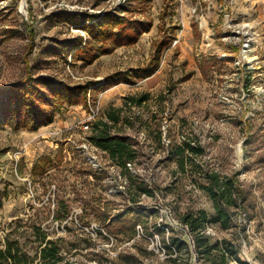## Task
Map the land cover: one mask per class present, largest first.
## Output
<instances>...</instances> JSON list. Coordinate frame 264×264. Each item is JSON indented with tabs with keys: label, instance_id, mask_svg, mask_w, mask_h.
Returning a JSON list of instances; mask_svg holds the SVG:
<instances>
[{
	"label": "rangeland",
	"instance_id": "obj_1",
	"mask_svg": "<svg viewBox=\"0 0 264 264\" xmlns=\"http://www.w3.org/2000/svg\"><path fill=\"white\" fill-rule=\"evenodd\" d=\"M209 2L0 0V88L46 90L45 78L74 91L37 131L0 127V248L19 238L34 255L43 232L61 264H212L225 250L226 264H264V0L246 57L215 9L204 39ZM101 121L135 152L126 167L91 141ZM212 171L236 177L246 201L226 227L206 223L199 250L182 218L215 215Z\"/></svg>",
	"mask_w": 264,
	"mask_h": 264
},
{
	"label": "trees",
	"instance_id": "obj_2",
	"mask_svg": "<svg viewBox=\"0 0 264 264\" xmlns=\"http://www.w3.org/2000/svg\"><path fill=\"white\" fill-rule=\"evenodd\" d=\"M114 23L122 21L123 17L110 16ZM109 18V17H108ZM107 18H101L98 25H104ZM137 29L134 30L147 31L149 27L145 24H137ZM147 27V28H146ZM111 36H105L106 39H114L116 36L124 37L125 34L111 32ZM116 42V40L114 39ZM141 73V72H139ZM151 74L147 75L150 76ZM46 90L39 89L35 85L30 84L29 87L16 88H0V127L11 126L19 130L26 128L32 131H37L41 127L52 123L55 112L52 107L58 98H62L64 93H70L68 98L72 99L73 90L65 88L63 84L55 83L49 79L41 78L38 81ZM65 97V96H64ZM109 121H116L118 118L114 114H108ZM95 134L91 137V141L101 150L108 153L110 159L121 167H126L128 163L135 159V152L128 144L127 138L119 135H113L112 126L109 122H98L93 127ZM117 134V133H116ZM189 149H193L188 146ZM185 151V148H179ZM208 183L203 186L204 190L212 199L215 207V215L209 217L206 211H200L198 215H185L182 218L183 223L193 233H198L197 249L200 250L204 242L208 239L202 234L206 223H220L226 227L232 219V212L236 208H240L242 203L246 201L245 191L242 185L238 182L236 177L223 178L217 172H210L207 175ZM144 193H150L148 188L143 189ZM1 205V200H0ZM40 231V229H39ZM40 233V232H39ZM39 248L36 249L35 254L31 255L26 249L25 245H21L19 238L6 240V247L0 248V264H61L63 256L60 248L56 243L47 242L46 234L40 233ZM174 248L181 249L183 242L175 239L173 240ZM52 243V244H51ZM211 248V247H210ZM232 257H237V251L229 250ZM201 255L203 252H200ZM220 262H213L212 264H226L227 251L225 250L220 257Z\"/></svg>",
	"mask_w": 264,
	"mask_h": 264
},
{
	"label": "crops",
	"instance_id": "obj_3",
	"mask_svg": "<svg viewBox=\"0 0 264 264\" xmlns=\"http://www.w3.org/2000/svg\"><path fill=\"white\" fill-rule=\"evenodd\" d=\"M226 0H210L208 3L207 9L209 10L207 13H205V17L202 20L203 22L208 20V17H210V13L212 14L211 21L205 24H203L204 29V39H208V44H210L211 40H213V37H210L212 33L215 30L213 23L218 22L219 16H224L225 19L220 21V25L218 28H232L233 30L239 31L240 35H244V38H251L253 39V6H255V0H233L232 2H229L228 9L224 12H222V8L225 6ZM213 9H215V12H219L221 15L216 14ZM218 15V16H217ZM247 15H250L247 17ZM251 17V18H250ZM243 18V19H242ZM207 19V20H206ZM213 25V28H212ZM224 34L227 33V30H224ZM208 37V38H207ZM238 52V50H236ZM253 53V40L251 45V51Z\"/></svg>",
	"mask_w": 264,
	"mask_h": 264
},
{
	"label": "built area",
	"instance_id": "obj_4",
	"mask_svg": "<svg viewBox=\"0 0 264 264\" xmlns=\"http://www.w3.org/2000/svg\"><path fill=\"white\" fill-rule=\"evenodd\" d=\"M233 0H226L225 1V7L226 8H222V12L226 11L228 9V4L229 2H232ZM251 45H252V41H251V38L247 37L246 39H244V42L242 44V47H241V55L243 57H246L250 51H251ZM89 126H87L88 128ZM88 161L95 167H99L100 164L98 163V156L96 154H92V155H88L87 157Z\"/></svg>",
	"mask_w": 264,
	"mask_h": 264
}]
</instances>
